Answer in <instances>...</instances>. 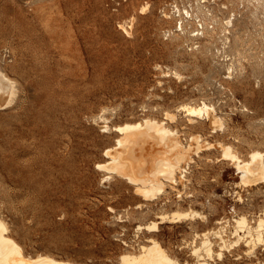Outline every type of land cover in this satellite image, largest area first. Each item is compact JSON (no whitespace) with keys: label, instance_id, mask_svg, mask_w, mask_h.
Here are the masks:
<instances>
[{"label":"rangeland","instance_id":"rangeland-1","mask_svg":"<svg viewBox=\"0 0 264 264\" xmlns=\"http://www.w3.org/2000/svg\"><path fill=\"white\" fill-rule=\"evenodd\" d=\"M263 1L0 0V70L14 83L0 106V215L27 253L122 264L121 254L153 236L195 263V232L225 228L231 241L234 218L256 224L264 182L238 184L214 145L200 146L185 161L186 180L153 199L98 163L120 134L113 126L146 116L164 119L185 144L202 133L244 158L264 150ZM204 100L224 118L217 130L188 123L183 105ZM191 207L206 218L139 228ZM212 239L210 264H264V244L249 250L241 241L220 256V238Z\"/></svg>","mask_w":264,"mask_h":264},{"label":"bare ground","instance_id":"bare-ground-1","mask_svg":"<svg viewBox=\"0 0 264 264\" xmlns=\"http://www.w3.org/2000/svg\"><path fill=\"white\" fill-rule=\"evenodd\" d=\"M201 1L204 2L205 0ZM197 4L199 9L202 5H205V3L199 2ZM146 9V5L142 6L143 11ZM184 11L187 14L190 13L186 8ZM183 15L185 16V14ZM183 18L180 16L177 19V25L180 26L181 30H185ZM226 22L228 23V21ZM206 28L204 26L205 30H207ZM198 30H200L199 27ZM196 31L194 33L198 35L200 31ZM202 32H204L203 29ZM175 73L177 74V71ZM13 93V81L0 70L1 107H6L9 104ZM183 108L186 115H188V123L193 126H197L200 122H205L212 127V130H217V127H221L224 124V118L222 119L220 113H217L214 105L205 102V100L199 104H184ZM166 117L170 118L171 121L176 120V113L167 111ZM199 118L204 119V121L202 119L199 121ZM104 127L108 129L107 124ZM113 128L120 134L117 136L115 143L107 146L104 150L105 154L109 156L108 162L98 163V166L106 167L111 172H116L137 183V189L146 199H153L160 193L165 192L167 183L176 184L178 180L184 182L188 168L185 161L190 160L193 153L199 151V147L204 144L205 146L211 144L210 146L214 145L218 149L220 148L222 152L220 159H230L232 161L240 177L238 184L252 186L264 182V150L253 149L249 152L248 157L244 158L233 149L232 144H225V142L209 143L207 140H203L202 133H191L189 143L185 144L177 129L168 126L164 119H157L151 116H146L140 120L126 121L113 126ZM1 216L0 264H82L48 253H38L36 255L27 253L23 245L11 235L12 232H9V227ZM157 217L158 219L152 220L147 224H140L139 228L158 231L159 223L196 218L204 220L206 214L202 210L191 207L186 210L175 209L172 212H162ZM234 220L235 223L231 232L235 238L231 241L224 236L225 228L194 233L192 242H195L198 237L201 238L199 243H195L192 250L196 256L195 263H191L188 260L181 262L169 253L159 239L153 236L147 239L148 243L140 245L139 252L127 251L121 254L120 261L122 264H210V259L214 257L215 253L213 236L220 238L218 249L220 256H222L225 249L230 250L234 246L239 245L241 241L245 242L249 250L255 249L258 244H264V214L258 218L255 225L250 224L245 215H240ZM228 237L230 238L231 236Z\"/></svg>","mask_w":264,"mask_h":264}]
</instances>
